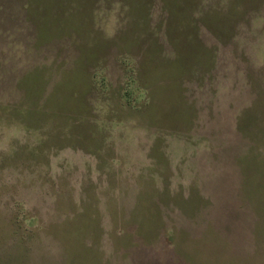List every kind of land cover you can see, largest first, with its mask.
Wrapping results in <instances>:
<instances>
[{
	"label": "rangeland",
	"instance_id": "rangeland-1",
	"mask_svg": "<svg viewBox=\"0 0 264 264\" xmlns=\"http://www.w3.org/2000/svg\"><path fill=\"white\" fill-rule=\"evenodd\" d=\"M0 264H264V0H0Z\"/></svg>",
	"mask_w": 264,
	"mask_h": 264
}]
</instances>
